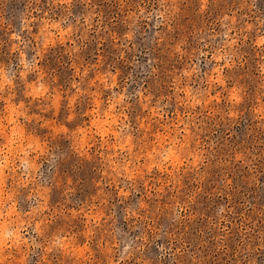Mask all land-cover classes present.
Returning a JSON list of instances; mask_svg holds the SVG:
<instances>
[{"label": "rangeland", "instance_id": "1", "mask_svg": "<svg viewBox=\"0 0 264 264\" xmlns=\"http://www.w3.org/2000/svg\"><path fill=\"white\" fill-rule=\"evenodd\" d=\"M0 264H264V0H0Z\"/></svg>", "mask_w": 264, "mask_h": 264}]
</instances>
